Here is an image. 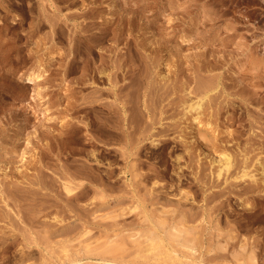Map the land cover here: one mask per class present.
Masks as SVG:
<instances>
[{
  "label": "rangeland",
  "instance_id": "rangeland-1",
  "mask_svg": "<svg viewBox=\"0 0 264 264\" xmlns=\"http://www.w3.org/2000/svg\"><path fill=\"white\" fill-rule=\"evenodd\" d=\"M120 16L134 18L133 27L126 26L125 33L138 44L142 72L149 69L154 79L160 74L157 80L168 76L159 86L167 88V98L158 103L156 119L160 111L168 110L156 132L159 137L165 127L172 129L166 138L169 146L164 147L163 140L153 149L147 144V150L155 153L151 158L129 160L138 165L134 175L143 173V178H149L145 180L123 175L129 164L119 154L122 142L85 145L88 135L96 134L77 123L86 122L79 114L68 113L72 125L68 135L60 129V64L69 61L76 27L95 28L111 18L115 30ZM114 42L115 34H110L100 47L113 48L112 60L123 59L125 43ZM141 46L150 51L155 48L154 53L150 56ZM93 63L100 66L98 57ZM38 65L45 73L38 84L39 95L29 102L32 85L22 76L37 72ZM79 75L65 76L71 91H76ZM92 91L86 88L82 94ZM194 103H200L199 113L189 112ZM197 114L200 128L198 119L193 120ZM206 120L213 131L203 126ZM198 130L203 136L208 132L209 141L199 140ZM91 150L105 154L107 161L99 166L89 161ZM175 155L183 159L177 162ZM224 155L230 163L227 171L213 162ZM22 156L25 162L20 168ZM0 165V173L4 169L0 218L10 214L11 219L0 220V228L9 233L14 221L20 230L29 229L28 223L18 219V211L39 207L43 208L39 222L54 216L64 221L57 227L62 233L50 240L48 251L31 252L24 264H169L168 260L175 264H264V0H0ZM84 167L87 176L80 173ZM64 169L86 189L87 198L69 202L63 196ZM98 172L111 177L101 184L92 179ZM177 174L182 185L177 183ZM39 178L53 183L51 189L38 188ZM129 183L131 188H127ZM151 187L153 197L148 195ZM10 189L18 194L14 200L9 198ZM179 193L187 200L177 203ZM101 194L106 201H101ZM89 199L94 203L87 207ZM135 206L140 208L133 211ZM117 214L115 219L108 218ZM159 218L167 223L158 227ZM177 224L190 229L184 237L190 240L192 252L169 239ZM33 225V231H38L37 223ZM83 227L90 231L88 237L78 232ZM150 234L154 242H161L153 250ZM86 241L97 250L76 254ZM16 242L15 251L0 253V264H20L18 251L24 243Z\"/></svg>",
  "mask_w": 264,
  "mask_h": 264
},
{
  "label": "bare ground",
  "instance_id": "bare-ground-1",
  "mask_svg": "<svg viewBox=\"0 0 264 264\" xmlns=\"http://www.w3.org/2000/svg\"><path fill=\"white\" fill-rule=\"evenodd\" d=\"M91 3L94 4L93 2H91ZM133 19L134 18H128V17L126 18L124 16H120V18H118V20H117V29H115V30H112L113 24L111 23V18H110V20H102V22L99 23L98 26H96L95 28L93 26L92 27L81 26V25L77 26L76 29L78 31L75 32L76 35H75V38L73 40L74 41L73 50L70 52L71 55H70L69 61L67 62V64H65L63 62H61V64H60V68H62L61 69V83H60L59 89H58V97H59L58 102L61 106H63L61 111H60V113H61L60 129H61L62 133L65 135L66 134L68 135V133L72 129V125L68 119V115H69L68 113L71 111L73 113L79 114L80 118L86 120V122L84 121L85 123H82L81 120L77 121L78 124L83 125L87 131H90V129H91V131H93L96 134V135L93 134V136H92V133L90 135H88V138L85 139L87 142L85 145L92 146L93 145L92 142H95V141L98 143H102L103 146H106L105 144H108V143L120 144L122 142V146L120 147L119 154H120V157L122 159H124L126 162H128V164H129V166H126V168H124L125 171L123 172V175L130 174L132 179H134V177H136V176L143 178V175H142L143 173L140 175H134V168L138 167V165H136L134 163L130 164L129 160H131V158H137L140 156H144L147 159L151 158L155 153L152 152V150H150V151L147 150V147H146L147 144H149V147L151 146L153 149L157 146L158 142H160V141L162 142V140H163V142H164V143H162L163 146L167 147L169 140L166 138H168L169 134L172 132V129L170 127H165V126L164 127L166 128V132L164 133V135L160 134L161 136L158 137V132H156V128H157L156 126H162L163 125L162 116L166 115L167 114L166 111L168 110V109H165L166 110L165 112L160 111L159 117L156 119V110H157V107L159 105L158 103L162 102L164 99L167 98V88L166 87L164 88V86H161V87H163L161 89L159 86H160L161 81L166 79L168 76L164 75L161 77L162 79L160 78L159 80H157L158 77L161 76L160 74H159V76L155 75L156 78L154 79V78H152L151 73H149V69L148 70L146 69V72H144V71L142 72L141 67L142 68H144V67H143V64L140 66L141 60H139L138 44L136 43V40H132V39H130V37L126 36V33H128V31L125 33L126 26H128L130 28L133 27V25H134ZM52 22L54 23L53 20H52ZM120 26H122V27L119 28ZM110 34H115L114 44L118 43L119 40L125 43L124 46L126 47V51H125L126 53H125V55H123V56H125L123 59L120 58L119 60H116V58H115L114 60H112L113 57H111L110 54L112 56L115 54V52H112L113 48L112 49L111 48L102 49L100 47L104 42L107 41V38L109 37ZM147 43L150 44V46H149V44H148V46L151 48L152 43L150 41ZM145 45H146V43H145ZM146 49L147 48H145V46L140 47V50L146 51V53L149 50L150 56H151V54L154 53L153 50H155V48H153L151 51H150V49H148V50H146ZM119 56L120 55H118V57ZM97 57H98V60L100 63V66H98V67H96L93 63ZM115 57H117V56H115ZM148 57H149V55H148ZM172 67H174V65ZM167 70H169V69H167ZM170 70L172 71V69H170ZM33 72L34 73H29L26 76H22L24 78V81L26 84L32 85L29 102L35 101V96L39 95L40 91L38 89V84H40V82L42 81L43 74L45 73V70L43 67L39 66L38 71L37 72L33 71ZM68 73H73V74L80 73L78 79L74 83V88L76 89V91H71L70 88H72V87L67 85V83L65 82V76ZM164 73H165V71H164ZM161 85H163V84H161ZM86 88H91V89H93V91L88 93L87 95L86 94L83 95L82 91L85 90ZM212 89H214V88H212ZM212 89L205 91V93L207 94V93L213 91ZM106 96H109L110 99H108V97H106ZM167 103H169V102H167ZM194 104L189 106V112L197 111V113H199L198 111H200V109H201L200 103H198V104L194 103ZM167 117H169V116H167ZM207 117H208V115H207ZM196 119H198V114L193 117V120H196ZM200 119H198L197 123H196V125L199 126L198 128L201 127V123H202V121ZM211 122H212V120H211ZM209 123L210 122L208 120H206L203 126H208L210 128L209 130H212L211 129L212 125H211V123L210 124ZM208 127H206V128H208ZM76 129H77V131L80 130L79 128H76ZM35 132H33L34 135H35ZM200 132H201L200 130L197 131V133L200 134L199 136H201L199 138V140L200 139L202 141L207 140L208 139L207 137L209 136L208 132H206L204 136ZM194 137H192V138H194ZM194 140H193V142H194ZM207 141H209V140H207ZM28 144H29V140L27 139V145ZM174 146H177V145H174ZM163 150H166V149H163ZM185 150L186 149H184L183 151L185 152ZM187 151H188V149H187ZM184 154H187V153H184ZM87 155H88V160L97 166H99L102 162L107 161V158H108L105 154L100 153L98 150H91ZM163 155H165L166 157L170 156L169 153H164ZM178 156L175 155V160L177 162L179 160L183 159V157L181 158L180 156L179 157ZM19 160L18 161L21 162V164H22L20 166V168H22L24 166V162H25L24 157L22 156ZM213 162L218 164L221 171L228 169V164H230L229 159H227L226 155L220 156L219 159L214 160ZM106 165L108 167L111 166L110 163H108V164L106 163ZM223 165H224V168L221 169V167ZM180 168L178 167V170ZM3 170H1V173H3ZM85 170H86L85 167L82 168V171H80V173L87 176L88 171H85ZM15 171L21 172L19 168H17ZM225 171H227V170H225ZM64 173H65L64 174L65 181H63L60 184L61 185L60 189H61L63 196L69 202L70 201L78 202L80 199L87 198V195H86L87 193L85 191L86 189L84 187H82V185H79V184H76L73 182V180H72L73 177L71 176L72 174L71 173L69 174V171L67 169H64ZM220 173L217 174V178L220 177ZM4 175L7 177L6 179H8V175H6V174H4ZM92 176H91L92 179H94L95 181H98L101 184L104 180L109 179L111 177V175H106V174L101 173V172H98L97 174L93 173ZM177 177L176 178L178 179L177 180L178 185L179 184L182 185V182L180 181L181 176L178 175ZM243 177H241V178H243ZM145 178H147V177H144L143 179L145 180ZM147 179H149V178H147ZM36 182H37L38 188L40 187V189H43V190L50 188L51 185L53 184V183L52 184L50 183L51 185H49V184L45 183L44 180L41 178H39L38 181H36ZM10 183H12V182H10ZM18 183H20V182H18ZM12 184H14V183H12ZM152 184L155 185L154 183H152ZM153 185H151V186H153ZM14 186L15 185H12L11 188L16 189V188H14ZM127 186H128L127 188H131L130 183L127 184ZM15 187H17V185ZM12 189L9 190L10 191L9 192V195H10L9 198L11 200H14V199H16L18 194L15 195V192H12ZM148 191H149L148 195L153 197V195H154L153 187H151ZM17 192H18V190H17ZM9 195H6L5 197L8 198ZM34 195H35V192H34ZM183 195L184 194L181 195V193L176 195V197L179 196L177 203H180L181 201L187 200L186 199L187 196L185 195L186 197L185 196L183 197ZM100 197H101V201H104L106 199L104 197V195H102V194L100 195ZM1 198L4 199V196L3 197L1 196ZM173 198H175V197H173ZM93 199L88 200V202L86 203L87 207H89L90 205H92L94 203ZM5 201H3V202H5ZM166 201H167V199H166ZM37 207H39V206H37ZM139 208H140V206H135L133 209L132 208L131 209L134 211V210H137ZM41 209H43V208L41 207ZM41 209L39 207L38 209L36 208L35 210L34 209H32V210L26 209V211L25 210L24 211H22V210L18 211V215H19L18 219L20 220V222L21 223H28L31 227L35 226L33 224L37 223L36 227L39 228L38 231H35V230L33 231V229L31 227H29V229L21 228V230H20V228L15 226L14 221L11 222L12 224L10 225L11 229L9 228L10 229L9 233L6 232L4 229H2L3 227L0 228V253L8 254L14 248H15L14 249V251H15L16 250L15 246L17 243L16 241L18 239H21V242L24 243L23 247H21L22 249L20 248V250L18 251L21 254L19 259H18V263H20V264H24L26 261L25 258L28 257L29 255H31V252H33L35 250L40 251L42 253L44 250L46 251V248H47V251H48V245L50 244V240L52 238L56 237L57 235H59L60 231L58 232L57 227L61 226L64 221L60 217L54 216L51 219H49V221L42 219V221L39 222L40 218H42V216H43ZM69 209L70 210L72 209L71 206L69 207ZM131 209H130V211H132ZM4 214H7V213H4ZM4 214H2V216ZM41 214H42V216H41ZM162 214H164V213H162ZM8 216L4 215L3 218H0V220H4V219L8 220L10 218V214ZM119 216H120V214H117V215L109 216L108 218L115 219ZM101 218H104V216H101ZM159 219H161V218H159ZM9 221H11V219H9ZM35 221H36V223H35ZM166 223L167 222L164 218V219L157 221L156 225L158 227H160V226L165 225ZM13 227H14V229H13ZM69 229L72 230L73 228L70 227ZM69 229L67 231H70ZM78 232L79 233L81 232L80 234L83 237H88L90 234V231L87 230L85 227L82 228V231L79 230ZM61 233L62 232H60V234ZM189 233H190V229L181 228L177 224L173 228V233L169 234V236H170L169 239H171V241L173 240V243L175 241L177 246H181L182 249L184 248V249H187V251L192 252L193 249L189 246L190 240H188L187 237H184V235L187 236ZM63 234H64V231H63ZM151 234H150V237H152ZM139 236L135 238V241H137ZM145 239H149V238L146 237ZM181 239L183 242H181ZM87 240H89V238ZM158 240H155V241H158ZM133 241H134V238H133ZM109 243H112V242L109 241V242L105 243V245H107ZM135 243H138V242H135ZM144 243H146V242L144 241ZM157 243L154 242V239L152 237V241L150 243V248L152 250L155 248V246L157 248V246L160 245L159 243H161V242H159L158 245H157ZM90 246H91V244L89 241V243L87 242L83 248L81 247V249H79L77 252L76 251L75 252H76V254H78L80 251H84L87 254L88 253L90 254V253L97 250L95 248H91ZM148 249L149 248H147V250ZM63 252L66 254V256H68V250L64 249ZM108 252H109V250H108ZM108 252H105V253H108ZM26 253H28V254H26ZM175 253H176L175 251L171 252V254H175ZM101 254H104V253L102 252ZM157 256H159V255H157ZM161 256L162 255H160V257ZM162 257H164V255ZM169 257L170 256H168V258ZM164 258H161V259H164ZM170 258H172V257H170ZM156 259H159V261L161 262L160 258H156ZM164 260H167V258ZM107 261H109V260H107ZM159 261L157 263H159ZM168 261H169V264H175L173 262H170L171 260H168ZM74 262H76V260H74ZM164 262H166V261H164ZM110 264H117V263L111 262Z\"/></svg>",
  "mask_w": 264,
  "mask_h": 264
}]
</instances>
